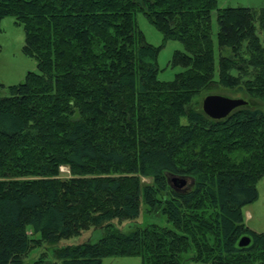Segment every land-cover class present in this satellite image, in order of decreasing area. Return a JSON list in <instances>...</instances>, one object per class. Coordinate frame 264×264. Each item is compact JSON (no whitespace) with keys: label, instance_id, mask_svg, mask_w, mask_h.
I'll return each mask as SVG.
<instances>
[{"label":"trees","instance_id":"1","mask_svg":"<svg viewBox=\"0 0 264 264\" xmlns=\"http://www.w3.org/2000/svg\"><path fill=\"white\" fill-rule=\"evenodd\" d=\"M136 12L184 44L172 81L157 80L158 48L144 42ZM7 16L22 26V51L38 72L0 97V264H23L34 247L99 227L98 242L57 247L52 261L43 253L33 264L126 255L143 264H264V232L243 214L264 178V111L241 106L213 120L197 109L218 87L264 103V8L0 0V20ZM141 201L173 228L111 227L135 219ZM242 237L250 243L240 248Z\"/></svg>","mask_w":264,"mask_h":264},{"label":"rangeland","instance_id":"2","mask_svg":"<svg viewBox=\"0 0 264 264\" xmlns=\"http://www.w3.org/2000/svg\"><path fill=\"white\" fill-rule=\"evenodd\" d=\"M218 8H237L246 7L252 9L264 8V0H217ZM135 24L143 35L144 42L158 48V55L156 59L157 64V80L161 82H169L174 79V76L181 72L183 68L181 65L174 63V57L177 52H185L184 44L177 39H167L164 37L159 29H157L146 16L140 12H136L134 16ZM211 38L214 43V50L216 49V13L211 14ZM264 38V33L261 35ZM24 44V32L21 25L14 23L12 17H4L0 20V97H7V86L16 85L23 81L24 76L28 72L37 73L36 60L23 53L22 48ZM207 95H220L223 97L233 99H243L246 101V106L243 108L261 109L264 111V103L252 99L247 93L236 94L230 89L218 87L210 92H206L198 98L197 109H201V101ZM242 108V107H241ZM185 121V120H183ZM60 174L63 177L69 175L67 167H60ZM142 181L149 182V179L143 178ZM250 210L253 212V219L246 220V225L256 232H264V191L261 187L257 190V198L250 204ZM111 227L118 232L128 233L135 228L145 227L148 225H156L160 227L173 228L161 213H147L143 201L140 202L139 215L135 219L117 221L112 220ZM105 234V228H89L80 232L76 236L68 239H61L57 244L47 245L43 244L40 247L32 248L23 260V264H33L43 253H46L47 260L52 261V251L57 247L68 245H76L84 242L96 243ZM39 237V235H36ZM58 264V263H57ZM101 264H143L139 256H108L102 259ZM188 264H195L190 262Z\"/></svg>","mask_w":264,"mask_h":264},{"label":"water","instance_id":"3","mask_svg":"<svg viewBox=\"0 0 264 264\" xmlns=\"http://www.w3.org/2000/svg\"><path fill=\"white\" fill-rule=\"evenodd\" d=\"M246 101L240 98L233 99L223 97L220 95H207L201 101L202 112L210 119L219 120L225 118L234 109L244 106ZM185 181L180 180L177 186L180 188L184 185ZM250 243L248 237L239 239L237 245L240 248L246 247Z\"/></svg>","mask_w":264,"mask_h":264},{"label":"crops","instance_id":"4","mask_svg":"<svg viewBox=\"0 0 264 264\" xmlns=\"http://www.w3.org/2000/svg\"><path fill=\"white\" fill-rule=\"evenodd\" d=\"M259 187H261V189H263V191H264V178H262L259 182H258V184H257V190H258V188ZM250 205H248V206H246L244 209H243V214H244V219H247V218H249V220H252L253 219V212H252V210H250L249 208H247V207H249ZM245 224H246V220H245ZM249 229H251V230H253L252 228H254V227H249L248 225H246ZM253 231H255V230H253ZM256 232V231H255Z\"/></svg>","mask_w":264,"mask_h":264}]
</instances>
